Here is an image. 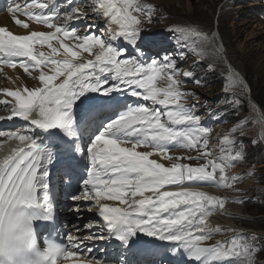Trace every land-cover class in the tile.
<instances>
[{
  "label": "snow or ice",
  "instance_id": "6c2138e0",
  "mask_svg": "<svg viewBox=\"0 0 264 264\" xmlns=\"http://www.w3.org/2000/svg\"><path fill=\"white\" fill-rule=\"evenodd\" d=\"M7 11L24 33L0 26V72L21 69L38 82L0 89L11 98L0 100L9 112L0 122H24L0 130L19 141L0 158V251L7 259L18 231L32 246L38 222L54 220L55 176L69 211L92 218L64 242L45 239L41 264H110L105 247L93 255L97 242L114 245L111 264H257L264 240L213 226L210 217L225 214L229 201L203 190L243 191L236 185L244 177L228 174L247 156L235 136L243 122L212 143L199 114L205 105L185 87L202 86L195 68L208 45L213 57L223 55L213 43L217 34L190 23L153 31L157 9L142 0H12ZM189 53L197 59L182 68ZM235 89L250 91L229 68L225 90ZM225 104L238 109L242 101L234 96ZM256 170L253 164L248 177Z\"/></svg>",
  "mask_w": 264,
  "mask_h": 264
},
{
  "label": "rangeland",
  "instance_id": "374dc122",
  "mask_svg": "<svg viewBox=\"0 0 264 264\" xmlns=\"http://www.w3.org/2000/svg\"><path fill=\"white\" fill-rule=\"evenodd\" d=\"M145 4L156 7L152 25L153 31L163 32L164 29L173 23H190L198 26L207 34L213 33L215 28L221 38L220 43L224 45L226 52L225 59L221 56H212V45L206 48L207 55L200 60L195 68L196 76L202 80V86L197 87L189 82L186 89L195 91L200 101L221 116L218 125L213 128L214 141L218 143L219 138L228 133L229 130L241 124V131L235 136L243 139L247 156L243 161L236 162L235 166L228 172L229 175H241L243 181L236 187L242 192H235L231 189L213 190L216 194L228 199L229 210L227 215L229 226L245 233H256L261 240H264V149L257 129L253 124L252 108L249 105L246 90L240 89L226 91V77L229 69L226 62L240 73L241 77L247 76L251 81L249 96L253 102L257 100L264 115V4L262 0H142ZM166 16L167 19H161ZM197 58L189 53L188 59L183 63L184 68L191 66ZM213 64V70L208 71V64ZM245 80V79H244ZM238 97L242 104L238 109L226 105L225 101ZM223 107V108H222ZM205 108L199 109L203 120L208 116ZM222 108V109H221ZM222 114V115H221ZM259 143L253 144V140ZM201 163L203 161H200ZM196 163V162H193ZM260 165H257L259 164ZM255 164L254 176L248 177L247 173ZM242 198L245 203L232 202L235 198ZM252 198V199H251ZM251 199V200H249ZM233 223L230 225V223ZM264 261V251L259 253L257 264Z\"/></svg>",
  "mask_w": 264,
  "mask_h": 264
},
{
  "label": "bare ground",
  "instance_id": "6f19581e",
  "mask_svg": "<svg viewBox=\"0 0 264 264\" xmlns=\"http://www.w3.org/2000/svg\"><path fill=\"white\" fill-rule=\"evenodd\" d=\"M21 19H23V17L21 16L20 17ZM0 25H3V26H6L7 28H9L10 30H13L15 31L16 33L18 34H23L24 33V30L15 26L10 18V14L9 16H7L5 14V12H0ZM33 29L34 30H44L46 31L47 29L44 28L43 26H37L35 24L32 25ZM214 33V32H213ZM220 41H221V38L218 39L217 37L215 38L214 40V44L216 47H222V49H224V45H220ZM236 72H238L237 70H234ZM5 73L7 74V76L5 75ZM239 73V72H238ZM240 74V73H239ZM19 76L20 77V80H16V77ZM8 77H11L12 80L10 81L8 79ZM21 80L24 82V84H26L27 86L31 87L33 85V83H38V82H33L26 74L23 73V71L21 69H16V70H13V69H9V68H4L2 72H0V89H4V88H10V89H14L15 87L19 86L20 85V82ZM14 81V82H13ZM249 93V91H247ZM4 99H11L9 97H5L4 95L0 94V100H4ZM249 104L251 103V98L249 96ZM3 106V105H2ZM255 107V106H254ZM256 109V107H255ZM257 110V109H256ZM0 111H3V112H7V110L5 109V107H1L0 108ZM258 113L254 110H252V116H253V121L255 122V124H257L256 126V129H257V132L259 133V136L261 137V134L264 133V115H257ZM263 141V140H261ZM16 145H18V142H15ZM54 177L53 176V180H52V184L54 182ZM54 185V184H53ZM212 194H216L214 193L213 190H211ZM52 197H53V200H55V187L53 186L52 187ZM54 204V207L56 206V202H53ZM229 203L226 204L225 206V214H214L212 217H210V223L215 226L216 224H219L221 225L222 227H230L229 226V222H228V218H222L221 216L223 215H227V211L229 210V206H228ZM66 218V221H61V222H64V226L65 227H69V222L68 219L69 217L66 215L65 216ZM233 224L232 222L230 223V225ZM217 238H220V237H217Z\"/></svg>",
  "mask_w": 264,
  "mask_h": 264
},
{
  "label": "clouds",
  "instance_id": "9594fccd",
  "mask_svg": "<svg viewBox=\"0 0 264 264\" xmlns=\"http://www.w3.org/2000/svg\"><path fill=\"white\" fill-rule=\"evenodd\" d=\"M7 223V217H5ZM18 239L14 240L15 252L13 260L9 261L4 252L0 251V264H41V261L47 255L45 245H41L38 237H35V243L32 246L28 244V237L22 231L16 233Z\"/></svg>",
  "mask_w": 264,
  "mask_h": 264
},
{
  "label": "water",
  "instance_id": "95a60500",
  "mask_svg": "<svg viewBox=\"0 0 264 264\" xmlns=\"http://www.w3.org/2000/svg\"><path fill=\"white\" fill-rule=\"evenodd\" d=\"M246 93H247L248 99H249V93L247 92V90H246ZM249 105L251 106L252 110H254L258 113V115H263L261 109L259 108V106L255 102L251 101V103ZM254 106L256 107L257 110L255 109Z\"/></svg>",
  "mask_w": 264,
  "mask_h": 264
},
{
  "label": "trees",
  "instance_id": "16d2710c",
  "mask_svg": "<svg viewBox=\"0 0 264 264\" xmlns=\"http://www.w3.org/2000/svg\"><path fill=\"white\" fill-rule=\"evenodd\" d=\"M245 80H246V82L248 83V85H249V87L251 86V81L247 78V76L245 75ZM255 102L258 104V105H260V103L257 101V100H255ZM260 164V163H259Z\"/></svg>",
  "mask_w": 264,
  "mask_h": 264
}]
</instances>
